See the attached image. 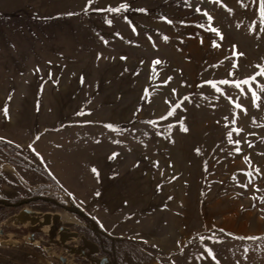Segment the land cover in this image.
I'll list each match as a JSON object with an SVG mask.
<instances>
[{
    "label": "rangeland",
    "instance_id": "374dc122",
    "mask_svg": "<svg viewBox=\"0 0 264 264\" xmlns=\"http://www.w3.org/2000/svg\"><path fill=\"white\" fill-rule=\"evenodd\" d=\"M261 12L0 0V264H264Z\"/></svg>",
    "mask_w": 264,
    "mask_h": 264
},
{
    "label": "trees",
    "instance_id": "16d2710c",
    "mask_svg": "<svg viewBox=\"0 0 264 264\" xmlns=\"http://www.w3.org/2000/svg\"><path fill=\"white\" fill-rule=\"evenodd\" d=\"M3 201V202H1ZM31 203H47L50 206H57V207H61L64 209V205L61 204H57L55 201L51 200L50 198H43V199H36V197H34V200ZM29 203V204H31ZM0 205L3 207V209L6 208H18L22 205H24V200L20 201V202H16V203H10L4 200L0 199ZM79 219H81L82 221H84L85 223H87L90 227L91 230L93 231V235L96 237V239L98 241H103L105 239H112L113 241H115L113 238H111L110 236H108V234H106L98 225V223L92 219L91 217H89L88 215L82 213V215L78 216ZM21 236L26 235V233H21L19 234Z\"/></svg>",
    "mask_w": 264,
    "mask_h": 264
},
{
    "label": "crops",
    "instance_id": "0c3cea01",
    "mask_svg": "<svg viewBox=\"0 0 264 264\" xmlns=\"http://www.w3.org/2000/svg\"><path fill=\"white\" fill-rule=\"evenodd\" d=\"M7 167H3V163L0 166V184L1 186H7V182L18 183L19 185L26 184L25 178L22 177L20 170L16 169L9 163H6ZM28 179V178H27ZM30 180V178H29ZM42 184V181H32L30 186L32 188L38 187Z\"/></svg>",
    "mask_w": 264,
    "mask_h": 264
},
{
    "label": "water",
    "instance_id": "95a60500",
    "mask_svg": "<svg viewBox=\"0 0 264 264\" xmlns=\"http://www.w3.org/2000/svg\"><path fill=\"white\" fill-rule=\"evenodd\" d=\"M36 199H43V198H41V197H37ZM34 200V198H29V199H26V200H24V203L25 204H29V203H31L32 201ZM1 202H3V201H1ZM66 209V208H65ZM67 211H71V210H69V209H66ZM25 211H27V212H29V210H25ZM72 212V211H71ZM73 213H75L77 216H80V215H82V213L81 212H73ZM32 225H34V224H38V225H40V226H46V225H50L51 224V218L50 217H44V218H42L41 220H37V219H34L32 222ZM2 232L0 231V234H1ZM62 262L64 263V259H62ZM104 262H108V259L107 258H104V259H102L101 261H100V264H104Z\"/></svg>",
    "mask_w": 264,
    "mask_h": 264
},
{
    "label": "snow or ice",
    "instance_id": "6c2138e0",
    "mask_svg": "<svg viewBox=\"0 0 264 264\" xmlns=\"http://www.w3.org/2000/svg\"><path fill=\"white\" fill-rule=\"evenodd\" d=\"M261 15L264 16V0H262V12H261ZM158 63V62H157ZM262 75H264V73H261ZM222 83H227V81H223ZM244 83H247V81H245ZM239 107V105H238ZM5 112H6V109H5ZM169 115H171V113H169ZM110 127V126H109ZM186 131V129H184ZM96 170L93 169V172H95Z\"/></svg>",
    "mask_w": 264,
    "mask_h": 264
}]
</instances>
